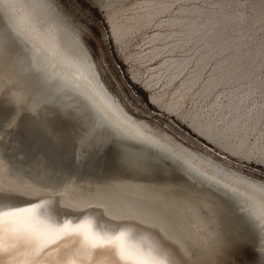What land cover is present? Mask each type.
<instances>
[{
  "label": "snow or ice",
  "instance_id": "snow-or-ice-1",
  "mask_svg": "<svg viewBox=\"0 0 264 264\" xmlns=\"http://www.w3.org/2000/svg\"><path fill=\"white\" fill-rule=\"evenodd\" d=\"M92 2L97 11L103 7ZM241 2L176 0L170 14L182 8L197 10L184 18L197 22L201 46L207 43L202 55L209 57L210 66L205 75H213L216 68L214 75L225 80L221 90L238 93L245 98V107L252 108L256 93L264 96V35L259 37L257 59V38L244 27L255 5L245 0L242 8ZM0 4V70L19 81L20 103H32L30 128L36 129L45 113H66L74 135L61 137V144L70 143L73 156L79 142L84 152L94 150L90 155L106 148L111 157L101 187L93 193L95 205H83L75 220L57 218L51 197L21 205L12 199L18 190L0 184V264H190L197 257L203 264H244L236 259L241 248L252 250L251 264H264L255 251L264 254V176L210 175L205 161L157 137L155 130L163 129V124L148 120L146 128L145 117L126 104L122 111L104 96L78 90L50 72L40 40L58 39L62 55L82 64L93 38L92 25L70 11L65 0ZM15 8L26 13L35 36L22 34L8 15ZM260 9L264 16V0ZM112 40L109 33V43ZM93 57L95 61L94 53ZM39 126L45 128L46 122L39 121ZM55 134L53 129L51 136ZM43 136L51 145V136L46 131ZM215 153L220 161L221 150L216 148ZM223 156L231 158L227 151ZM72 240L75 243L69 246ZM17 241H25L30 252Z\"/></svg>",
  "mask_w": 264,
  "mask_h": 264
},
{
  "label": "bare ground",
  "instance_id": "bare-ground-1",
  "mask_svg": "<svg viewBox=\"0 0 264 264\" xmlns=\"http://www.w3.org/2000/svg\"><path fill=\"white\" fill-rule=\"evenodd\" d=\"M115 1L119 0H107L103 3V6L107 10L111 9ZM202 1L205 2V0H199V3H202ZM174 2L176 0H156L155 3L152 0H135L132 3L136 9L134 15L123 17L124 20H121L122 22L116 17L118 22L113 15H110L109 21L111 22L112 37L120 43L123 42L125 35L132 32L134 28L139 29V27L142 28V26L145 27L154 23L156 31L150 35L151 40L155 42L152 52L157 54L169 52V54L163 58L159 66L151 67L150 69L156 71V69L164 68L168 71L170 74L169 79L167 78L168 83L174 82L175 77L187 69L192 61H195V68L191 71L193 73L181 79V83L175 91L178 92L182 89L191 88L198 83L208 64L209 57L202 55L204 49L208 46L206 42L201 46L202 37L197 35L198 32H201V29L197 27V22L184 18L190 11H197L196 9L182 8L175 15L170 14L166 18L163 17V13L170 12L171 4ZM197 2L198 0H183L185 4ZM252 2L255 6L252 8L251 17L248 18L250 23L245 22L244 27L249 33L254 26L256 27H254L255 29H258V32L260 30V35H257V37L254 36L255 33L254 35L250 33L257 38L256 58L259 59L261 55L259 37L264 35V16L261 15V0H252ZM0 10H3L2 4H0ZM8 15L14 18L22 34L35 36L32 22L23 10L19 8L11 9ZM157 41H161V45ZM38 46L45 49L43 55L46 57L45 63L48 65L50 72L64 77L71 86L78 90H83L90 95L99 94L104 96L115 105L121 107L122 111L124 110V104L116 99L104 82L97 62L94 61L87 46L85 59L82 64L71 61L62 55L58 39H42L39 41ZM176 50L188 51V53L185 56H176L173 54ZM212 72L213 75H208L203 83V92H211L225 83L223 77L217 78L214 75L217 73L216 68H213ZM154 76L152 75L149 79H143L142 82L147 88L156 87L158 84V80ZM134 77L138 78V75ZM168 83L165 85L171 86V83ZM19 86L20 83L14 76L8 75V72L5 71L4 73L0 72V125L3 126V131L0 132V136H3V140L0 141V159L4 161L0 163V184L17 189L19 195L12 199L21 205L37 200L39 197H44L45 199L51 197V204L54 206L57 218L60 220H75L83 205H95L96 200L93 197V193L101 187L100 182L106 176L110 167V154L106 148H100L97 154L90 155L94 150L89 149L88 152H84L79 142H77L73 156L71 144H61V137L74 135L71 118L63 112L59 116L45 113L38 118L37 128H30L29 124L33 118L32 103L30 101L24 105L20 103L18 99ZM184 93L183 91L180 95L183 96ZM150 95V102L160 104V101H163L165 97V91ZM215 97L214 102H212L214 104L213 107H210L203 115L206 120L202 124L199 122L191 124H194V128L197 127L198 130H206L212 125L229 131V133L238 137L237 144L239 148H242V146L247 144L248 135L258 130L257 127L260 120H264V96L256 93L255 106L252 108L245 107L244 103H242L245 98L240 97L238 93L227 88L219 91ZM175 105L172 103L167 105V107L171 108ZM25 109L28 110L25 111ZM125 115H127L126 112ZM41 120L46 122L45 128L39 126V121ZM143 123L146 128L150 127L146 120ZM53 129L56 131L55 136H51ZM45 131L51 136V145L44 139L43 133ZM155 131L157 137L162 138V142L165 140L169 141L188 156H195L199 160L205 161L209 166L210 175L212 172H219L226 178L243 175L242 172H237L235 169L211 161L208 157L188 150V148L177 144L165 133H160L158 130ZM258 134L259 136L255 142L250 145V153L259 164L264 165V142H259L261 138H264V130H259ZM7 161H11V163ZM217 178L219 179V177ZM254 182L260 183L259 180ZM40 185H47L48 187L42 188ZM57 197H59L58 204H56ZM92 212L93 209L91 207L88 208V213L92 214ZM49 214H51V210ZM73 243H75L74 240L69 241V246ZM17 244L24 246L25 253L30 252L25 241H17ZM256 250L258 256L264 258V254L259 253L258 249ZM11 258L9 257V259ZM201 263L203 264V260L199 257L192 258L190 262V264Z\"/></svg>",
  "mask_w": 264,
  "mask_h": 264
},
{
  "label": "rangeland",
  "instance_id": "rangeland-1",
  "mask_svg": "<svg viewBox=\"0 0 264 264\" xmlns=\"http://www.w3.org/2000/svg\"><path fill=\"white\" fill-rule=\"evenodd\" d=\"M105 1L107 0H96V3L103 5ZM134 1H115L111 9L109 8L107 10L103 6L100 11H97L93 6L92 0H65L66 7L70 11L79 13L81 18L87 19L89 24L92 25L93 38L87 47L91 50L92 56L93 53L96 55L95 61L109 90L121 103L126 104L141 117H145L146 121L151 120L153 124H163V129L157 130L160 133H165L177 144L188 148L192 152L208 157L211 161L226 165V167L231 169L243 168L242 173H252L256 177L264 176V165L259 164L250 153V145L259 136L258 131L264 130L263 119L260 120L257 127L258 130L248 135L247 144L242 146V148H239L237 144L238 137L232 135L229 131L212 125L206 130H198L197 127V129L194 128V124H191L194 122L202 124L206 120L203 115L205 111L207 112L210 107H213L214 104L212 102H214L213 100H215L216 94L222 88V86H218L213 91L208 92L209 94L203 92V83L208 77V75H205V71L210 66L209 63L206 65L198 83L186 90L182 89L185 93L181 96L182 90L175 91L180 85L181 79L193 73L191 71L195 68V61H192L187 69L179 73L180 75L175 77L174 82H170L171 86L165 85L168 83L167 78L169 79V72L164 68L156 69V71L150 69L151 67L159 66L163 58L169 54V52H160L158 54L152 52V47L155 42L151 40L150 35L156 31L154 23L145 27L142 26V28L139 27V29L134 28L132 32L125 35L122 43L113 37L112 43H109V33L112 36L111 22L109 21L110 15H113L114 19L117 17L122 22L124 20L123 17L126 18L127 16L135 14V5L132 4ZM202 3L204 2L202 1ZM241 7H245V0H242ZM169 15L170 12L163 13L164 18ZM254 27H252L253 29H251L250 33L253 35L255 33L254 36L257 37V35H260V30L258 32V29ZM172 38L174 37L172 36ZM160 42L157 41L161 45ZM187 53L188 51L176 50L173 54L176 56H185ZM4 71L8 72L7 70H0L1 73H4ZM137 75L138 78H135L134 76ZM152 75H155L154 77L158 80V84L156 87L147 88L142 81L143 79L151 78ZM159 91L161 93L165 91L163 101H160V104L150 102V94L160 93ZM172 103L174 105L176 104L177 107L176 105L171 108L167 107V105ZM203 130L208 131V135ZM259 142H264V138H261ZM209 145H214L215 148L209 147ZM216 148L221 150L220 161L214 158ZM200 150H203V152ZM224 151L230 153L231 158L223 156ZM208 153H212V155H208ZM255 251L258 255L257 250ZM236 259L238 262L242 261L244 264H251L252 250L246 248L239 249Z\"/></svg>",
  "mask_w": 264,
  "mask_h": 264
}]
</instances>
